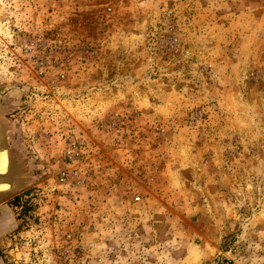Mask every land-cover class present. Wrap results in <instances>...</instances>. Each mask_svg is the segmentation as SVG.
<instances>
[{"label":"rangeland","instance_id":"1","mask_svg":"<svg viewBox=\"0 0 264 264\" xmlns=\"http://www.w3.org/2000/svg\"><path fill=\"white\" fill-rule=\"evenodd\" d=\"M138 2L9 0L0 13V52L6 45L14 61L11 80L0 71V126L21 173L0 201V264H49L45 253L51 264L250 263L248 240L264 230V116L260 138L252 140L236 122L244 118L237 94L264 96V49L242 84L233 79L220 89L214 76L225 64L231 73V54L222 41L213 49L211 34L197 40L192 33L227 25L235 19H223L229 9L239 16L264 0H226L228 9L217 6L225 0H164L158 9L167 10L158 16L146 15ZM140 35L143 42L133 39ZM145 79L163 84L165 94L189 91L166 117L140 107L145 94L154 105L164 103L148 93L156 85ZM15 90L19 95H10ZM217 90L232 106L231 121H213L205 111L215 101L205 104L203 97ZM68 138L84 141L73 162L64 157ZM250 167L260 174L251 173L254 190L240 196L232 189L243 185ZM71 168L77 176H61ZM113 207L121 214L105 222ZM254 215L255 230L239 239ZM229 251L232 258H225ZM17 252H27V262ZM164 252L168 258L158 260Z\"/></svg>","mask_w":264,"mask_h":264},{"label":"clouds","instance_id":"2","mask_svg":"<svg viewBox=\"0 0 264 264\" xmlns=\"http://www.w3.org/2000/svg\"><path fill=\"white\" fill-rule=\"evenodd\" d=\"M164 0H139L138 7L142 10H145V14L148 15L149 12L153 16H158L160 11H166L165 9H158V5L160 3H163ZM218 7H223L228 9L229 6L225 0L224 3L217 5ZM10 8L9 0H3L2 3H0V13L7 12ZM235 16V19H231L230 22L227 25L219 24V25H213L211 27H208L206 29V32L204 30H201L200 35H196L195 32L192 33V35L195 36L197 40H204L206 34H211V41L214 42L212 44L213 49L218 48V44L220 41H222L227 49V51L231 54V59L233 62L231 63V73L228 72L229 65H221L219 72H217L214 76L215 80L217 81L220 89H227L230 87L231 82L233 79H236L239 83H243L247 79V69L252 61L256 59L257 53L261 51V49H264V5L261 4H253L252 7H249L246 12L240 13L239 16H237L235 13H232L229 9L228 13L225 15L223 19L229 20L230 17ZM148 23V20L146 19L143 24L140 25L141 28H143ZM153 27H155V19L152 21ZM7 37L8 43H13L12 35L11 33H2ZM133 39L143 42V35L135 36ZM16 52H20L19 48L15 49ZM7 46L3 45V51L0 52V59H4L5 63L0 65V71H2L5 74V79L11 80L13 78V74L9 73L7 71L8 65L13 64L14 61L7 56ZM220 53L217 52V55ZM151 63V62H150ZM215 67V65H213ZM195 68V65H193V69ZM243 72L244 74L241 75L240 73ZM171 75L180 76L181 79H183L182 73H170ZM193 77L198 76L199 74L196 73L194 70L191 73ZM20 79H24V77H20ZM202 79V77H201ZM146 86L155 84L156 88L153 89L152 87H148V93H150L152 96H155L157 100H164L163 105H154L150 102L148 99V94H145L143 99L140 101V107L143 108H155L156 112L163 114L164 116L168 117L171 116L174 111V104L173 101H176L179 103V101L185 99V93L189 91L187 87L183 88L180 93L175 92L174 90L168 94H165L163 89V84L159 83L155 80H149L145 79L142 81ZM59 91H63V89H58ZM20 90H15L10 93V95L18 96ZM240 100L239 104L244 109V112L242 113L243 119H240L239 116L236 117V122L240 124V126L247 130V133L250 135L252 140H257L260 138V132L259 127L261 123V116H264V96H260L259 99H249L245 100L243 97V94L238 93ZM120 99H123V95L119 97ZM228 99H233V102L235 103V99L233 97H229ZM211 101H215V104L207 107L205 111H208L211 113V116L209 117L213 121L219 120V119H227L231 121L233 119V109L232 106L229 105L222 93H220L218 90L213 93H207L203 97V102L205 104H208ZM108 105H100L98 110H103ZM92 107H89V111L92 115L96 114L95 112H92ZM217 109V110H214ZM74 116L77 115V110L72 109L70 111ZM31 115L26 117V119H31ZM25 129L27 131H31L30 128H28L27 125H24ZM189 150V146H181L179 148V153L181 156H184L186 152ZM247 151V147L245 148ZM45 157L41 155V159H44ZM255 172L257 175H259V170L256 167H250L245 169V174L247 176V179L244 181L243 185H237V187L233 188L232 191L236 192L240 196H245L246 194H251L254 190V183L253 178L251 176V173ZM255 190L257 192L260 191L259 186L255 187ZM137 200H139V197H136ZM111 203V201H109ZM243 204V200L238 201L233 207H237ZM223 207L225 209L229 208L228 204H223ZM211 210V209H209ZM159 211L163 212L164 208H160ZM189 213H192L195 211V209H187ZM112 212H115L117 215L121 214V210L117 209L115 207L111 208L109 210V215L106 216L105 222L108 221L109 218H112ZM259 217H264V205H262V210L259 213ZM258 217L255 215L251 220L248 221L244 225L245 232L241 234L239 239L242 240H248V229L251 227L253 230L256 228L255 220ZM119 224L116 225V231H119ZM33 233L29 232L27 235L31 236ZM258 237H260L259 240L253 242L248 240L247 249L251 250V256L248 258L250 260V264H264V255H259L258 253L264 252V230H260L256 233ZM170 243L175 244L176 240L175 238ZM43 247V245H41ZM99 247H104L103 245H100ZM192 247L194 248H200V245L192 244ZM207 247H211V245H207ZM144 253H154L155 249L153 248H146L143 250ZM225 258H232L231 251L223 254ZM21 256H23L24 260L27 262L28 260V253H16V259H20ZM169 256V253L164 252L162 254H157V259H167ZM201 256H204V253H201ZM45 258L48 259L49 264H51V258L48 256L47 253H45ZM186 258V257H185Z\"/></svg>","mask_w":264,"mask_h":264},{"label":"water","instance_id":"3","mask_svg":"<svg viewBox=\"0 0 264 264\" xmlns=\"http://www.w3.org/2000/svg\"><path fill=\"white\" fill-rule=\"evenodd\" d=\"M2 155H5L6 158L8 157L9 163L12 161V158L9 155L8 136L1 130L0 126V201L6 199L14 188L13 180L11 178H7V168L4 170L5 165L8 167V161L4 160ZM12 162L9 168L11 167V171H14L15 173L17 170L16 164Z\"/></svg>","mask_w":264,"mask_h":264},{"label":"built area","instance_id":"4","mask_svg":"<svg viewBox=\"0 0 264 264\" xmlns=\"http://www.w3.org/2000/svg\"><path fill=\"white\" fill-rule=\"evenodd\" d=\"M40 65H43V62H39ZM68 144L66 149L64 150V157L68 160H70V162H73V160L75 159V156H77L79 154V152L84 148V141L81 139H72V138H68ZM72 174L74 175L73 177L77 176L78 172L75 170V168H71L70 171L68 172H62L61 176H66ZM83 179H79V182H82ZM264 255V254H263ZM250 264V263H248Z\"/></svg>","mask_w":264,"mask_h":264},{"label":"bare ground","instance_id":"5","mask_svg":"<svg viewBox=\"0 0 264 264\" xmlns=\"http://www.w3.org/2000/svg\"><path fill=\"white\" fill-rule=\"evenodd\" d=\"M4 153H5V151H4ZM2 157L4 158V160H7L8 161V163H7L8 164V167L6 165L4 167V170H5V168H7V170H6V172L8 174L7 178L8 179L11 178L13 180V182H14V187H16L18 184H20L19 181L21 179V173H19L18 170H16L15 173H14V171H11V167L9 168V166L11 165V162L12 161L9 163L8 157L6 158L5 155H2Z\"/></svg>","mask_w":264,"mask_h":264},{"label":"trees","instance_id":"6","mask_svg":"<svg viewBox=\"0 0 264 264\" xmlns=\"http://www.w3.org/2000/svg\"><path fill=\"white\" fill-rule=\"evenodd\" d=\"M18 202V198H14V204Z\"/></svg>","mask_w":264,"mask_h":264}]
</instances>
